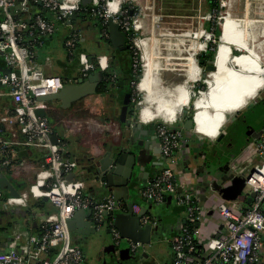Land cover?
<instances>
[{
	"label": "crops",
	"instance_id": "0c3cea01",
	"mask_svg": "<svg viewBox=\"0 0 264 264\" xmlns=\"http://www.w3.org/2000/svg\"><path fill=\"white\" fill-rule=\"evenodd\" d=\"M75 1L69 0L71 3ZM122 1L124 0H111L109 9L116 10ZM226 1L224 16L222 14L219 24L222 36L215 52L214 62L216 69L207 75L205 80L206 91L198 93L199 96L192 102L195 112V130H185L182 127L185 117L178 123L184 130L183 139L170 162H167L169 159L162 160L161 154L160 158H157L156 156L160 151L159 145L153 144V142L149 143V151L141 157L146 161L143 171L145 174L136 169L128 191H125L123 186L115 185L113 189L112 186L110 187L111 189L106 186L102 187L100 181H104V178H100L99 181L94 179L87 180L91 175L86 170L91 160L101 157L107 150L115 149L122 145L124 147L129 145L128 142L122 140L121 136H118L117 127L111 124L115 112L119 111L120 108L121 97L119 95L122 92V85L114 87V89L104 95L96 94L101 96L102 101L103 99L106 100L101 109L98 106L95 109H90L91 113H94L95 110V114L98 113L97 111H102V113L94 115L97 116L94 118L96 122L102 123L106 129H111L107 136H104L102 132H98L96 128L89 129L88 126H85L81 130L80 127L73 128L71 126L69 115H71L73 107L77 104L76 101L68 108L60 107L59 100L45 102L47 114L45 117L53 127V135H56L57 141L64 144V157L74 164L72 177H79L85 181L86 195L93 199H101L108 195L118 198L116 200L120 201L121 206L114 211L118 214L128 213L129 204L138 203L141 205V210L142 207L146 209L144 213H148L155 219L153 209L165 204V200L169 203H174L172 194L167 193L164 200L156 204L145 200L141 196V190L163 167H170L177 174L178 191H188L194 194L196 198L199 213L202 217L192 227L197 229V237L201 243L212 236L216 224L219 223L215 212L217 202L208 186L212 178L216 176L215 167L218 164H213V160H207L206 152L210 151L211 146L212 150L215 148L213 142L215 137L221 132L225 134V131H228L226 138H229V140L231 136L238 139L240 137H235L234 135L244 131V123L247 124L248 133L264 126L262 119L264 118V107L258 110L260 112L258 114L259 117L253 120L254 123L251 120H247L248 122L243 121L247 118V113L251 111L249 106L256 100L260 102V98L264 97L262 94L256 97L258 92L264 89V18L259 19L260 16L264 17V0H245L242 8L243 12L236 14V16L233 13V1ZM65 25L68 26L71 23L66 22ZM66 26H58V30L60 28L62 30L61 34L55 31L52 36L40 37L39 42L34 44L35 49L33 50L32 60L45 75L59 76L63 82L72 83L80 77V64L76 50H69L65 46ZM77 26L79 27V32H84L83 34L78 32L80 52H85L88 56L91 54L106 55L108 57L109 71L122 78L123 67L128 68L130 64L123 59L122 50L113 48L111 44L106 45L104 41L102 42L99 38L101 33L97 20L87 16L84 20L77 23ZM135 26L136 30L147 31V27L141 18L135 19ZM200 35H202V32H198L196 36ZM187 36L188 33L178 36L173 35L167 29L155 30L152 28L149 35L140 38L141 58L147 71V75L142 77L140 81V87L145 95L144 107L139 117L140 122L149 123L154 120L172 121L180 114L181 109L185 105L191 103L193 94L191 85L198 82L200 74V68L196 64L195 56L198 51L200 52L204 49L205 43L190 39ZM186 43L189 44V52L186 59L183 60L185 79L171 87L163 86L160 72L167 68L166 64L168 61L180 57L178 47ZM108 46L112 47L111 51L108 50ZM233 49L238 54L233 55ZM0 67H5L1 57ZM192 67H195L198 72L193 73ZM0 87L3 92L6 90L3 86ZM253 98L254 100L251 104L246 106L247 102ZM243 107L244 109L242 110ZM238 110L241 111L233 114L229 122L224 124L227 114ZM14 113L15 103L9 95L2 93L0 95V134L7 138H11L13 133L20 134L19 123L14 118ZM50 116L53 118L52 122L50 121ZM66 122L68 123L66 124ZM149 125L154 128L153 124L149 123ZM259 131L261 130L259 129L257 134ZM124 133L126 137L130 135L128 131ZM142 144L143 140L141 139L138 145L142 146ZM247 144V138L242 143L237 144L238 149L236 152L238 155L232 166H230L232 169L228 170L230 174L241 176L251 169V153L246 148ZM154 150H158V152H154ZM214 154L215 157H220V149H217ZM10 156L11 166L0 164V167H2L0 168V174L4 175L5 178L11 177L18 184V191L26 189L34 181L35 172L43 165L42 149L37 146L15 145ZM161 161H163L162 165L160 164ZM118 181V179H114V183ZM229 182L228 180L227 184ZM0 192L2 196L8 195L6 187L4 189L0 188ZM134 192L138 193V198L137 200H130V198H134ZM35 200L30 198L26 207H19V209L24 211V214L14 212L7 214L6 212L12 209H4L0 202V230L6 221H12V223H20L22 227H27L33 233H39L40 224L47 213L46 209L41 205L32 206ZM2 210L5 214L1 213ZM10 214H13V216L10 217ZM111 217L113 219V216ZM179 218L180 220L178 219L176 222L177 229L174 233L178 231L181 222L184 220L181 213H179ZM89 220L94 226L91 217ZM104 221L99 229L94 226V233L78 234L74 241L71 239V242L83 252L80 264H89L86 261L85 250L88 251L92 245L99 244L102 241L104 242L101 243V247L95 252L98 255V261L93 262V264H122V261L130 258V254L133 252L130 244L133 242L126 239L128 247L121 246V241L118 243L121 238L119 237L118 242H116L107 225V220ZM124 229H127V227ZM108 233H111V240L105 242ZM5 238L6 235L4 236L0 232L1 245L4 244ZM154 238L156 237L153 236V242ZM170 240L167 243L172 252L171 264H173L174 253ZM140 247L142 248L138 252L142 251L141 254L144 259L146 257L145 254L149 252V245L144 244ZM163 252L162 249L160 254Z\"/></svg>",
	"mask_w": 264,
	"mask_h": 264
},
{
	"label": "built area",
	"instance_id": "2783aa9c",
	"mask_svg": "<svg viewBox=\"0 0 264 264\" xmlns=\"http://www.w3.org/2000/svg\"><path fill=\"white\" fill-rule=\"evenodd\" d=\"M30 1L0 0V57L5 67L11 69L7 74L0 73V86L6 89L3 92L0 87V95L2 93L9 95L15 103L14 118L19 123L20 132V134L13 133L11 138L0 134V164L11 166L10 155L13 146L24 145L42 149L43 165L35 172L34 181L26 189L18 191L17 196H2L0 192V202L4 209H13L26 207L30 198L46 197L56 209L45 215L40 224L39 233L29 231L18 222L12 223L6 233L4 244H0V264H80L83 252L71 242L66 221L76 210L90 209L94 226L99 229L104 220H107L110 232L118 242L119 232L113 226L112 217L107 216L106 213L119 209L121 203L111 195L93 199L85 194L84 180L79 177L66 178L74 171V164L64 157V144L58 141L52 143L51 136L54 132L47 118L35 115V109L46 106L45 102L37 101L36 97L57 92L64 82L59 76L45 75L32 60L33 45L39 42L40 37L54 34L56 25L54 20L45 18L40 11H35L31 15ZM34 1L39 3L40 10L45 8L54 13L57 19L66 23L75 12L73 6L79 0L74 3H69L67 0ZM91 2L98 4L97 0ZM108 2L103 12L99 7L85 10L91 15L101 16L104 19L103 23H106L107 17L111 15L121 30L134 31L128 14L126 18L120 9L113 14L107 13ZM103 33L106 34L107 31ZM78 37L77 33H71L65 40V46L73 48ZM209 39L215 40L214 36ZM135 40L134 35V45ZM203 40L206 47L209 40L206 37ZM133 53H137L134 48ZM78 60L82 76H86L94 68L101 71L108 68L106 55H95L94 59L89 61L88 55L80 52ZM137 69V60L134 58L132 70L136 72ZM136 84L133 80L131 81L133 88ZM197 92L200 93L201 90ZM181 121L182 115L179 114L172 121L149 122L155 126V135L163 160L171 159L180 146L184 131L178 124ZM246 148L251 153L252 167L241 175L245 179L244 186L233 200L222 198L219 191L220 196L216 199L215 209L219 223L216 224L212 236L205 242L201 243L197 237V229L192 227L202 217L196 198L188 191H178L176 172L170 167H163L142 188L141 196L156 204L162 202L167 193H171L173 202L180 208V213L184 217L178 231L170 240L174 253L173 264H257L264 233L262 211L264 128L258 137L247 144ZM250 197L251 202L247 203ZM140 210V204L132 205V211L138 214L141 225L154 226L156 220L148 213L139 214ZM136 246L138 245L131 243V250L133 251Z\"/></svg>",
	"mask_w": 264,
	"mask_h": 264
},
{
	"label": "water",
	"instance_id": "95a60500",
	"mask_svg": "<svg viewBox=\"0 0 264 264\" xmlns=\"http://www.w3.org/2000/svg\"><path fill=\"white\" fill-rule=\"evenodd\" d=\"M91 1L92 0H79L73 6L75 12H73V14L71 15V19L67 21V23H71L72 20H74L80 15L79 13L80 4L86 5ZM62 7L64 6L62 5ZM16 8H19V6H16ZM41 11L44 13L47 12L45 8H42ZM106 26H107V37L109 38L111 46L113 48H118L119 50L125 49L128 46L126 44V36L121 31L119 24L116 21H114L111 15H109L106 19ZM221 36L222 34L220 32L219 39L221 38ZM215 52L213 54V57L208 61V64H206L204 68L199 67V62L197 60V57H195L196 64L200 68L199 78L200 79L202 78L204 83H206L205 80L207 79L208 73L216 69L214 62ZM202 53L204 54V52ZM235 54H238V52L233 53V55ZM94 57H95L94 54L89 55L88 56L89 61H92ZM10 71H11L10 68L0 67V73L2 74L5 73L7 74ZM138 78L139 80L142 78V73L138 75ZM102 80H103L102 71L94 70L85 77L82 76L78 77L76 81L72 83L64 82L63 86L57 92L48 95L37 96L36 100L41 102L59 100L60 107L68 108L74 101H77L80 98L85 97L87 95L95 94L96 89ZM193 87L194 85L192 84L191 85L192 92H194ZM253 100L254 98L249 100L246 106L250 105ZM128 101H129V93H125L123 104L120 111L119 121L124 127V129L130 131L132 134L136 133L138 130L139 133L138 138L141 137V139L143 140L142 147L141 146L138 147V145H135L133 141L127 147H124L122 145V146H118V148L115 149H109L101 157L91 160V162L86 168L87 172L91 175L90 178H87V180L94 179L96 181H99L100 178H104V181H100L101 183L100 185H102V187L106 186L108 189H111L110 188L111 186L113 189L116 185L120 187L123 186L125 191H128L132 181V176L136 171V169L142 172L143 174H145V172L143 171L146 166V161H144L141 157L143 154L146 155V153L149 151L148 150L149 143L153 142V144H158V142L155 139V136H150L147 130L142 128V123L140 122L138 115L137 118H135L134 120H132V118L128 116L127 114ZM142 103L143 101H140L138 104V108H139L138 114L143 105ZM236 112L237 111L227 114L225 123L228 122L230 117ZM180 114H182V116H185V120L182 124V127L185 130H195V120H194L195 112L189 113L188 106L185 105L181 109ZM35 115L38 117H45L47 115L45 108L41 107L35 109ZM260 133L261 131H259L257 136L255 137H258ZM223 136L224 133L221 132L217 137H215V139L218 141ZM51 141L52 143L57 142L56 135L51 136ZM154 152L156 151L154 150ZM156 157L159 158V155H157ZM167 162H170V159ZM160 164L162 165L163 161H161ZM138 175L139 177L141 176L140 173ZM72 176L73 173L71 172L66 176V178L71 179ZM114 179L116 180L118 179L119 181L114 183ZM227 180L230 181L229 184L221 188L220 193L222 198L226 200H233L241 192L245 183V179L242 176H235L230 174ZM5 187L8 189L9 196L18 195V188H19L18 184L11 177L5 178L4 175L0 174V188L4 189ZM42 199L48 201V198L46 197H43ZM115 199L118 198L115 197ZM251 199H252L251 197L248 198L247 203H250ZM145 211L146 209L142 207V210H140L139 214H143ZM11 212L24 214V211L19 209V207L14 208L12 210H8L6 213L8 214ZM90 215H91L90 209L76 210L73 213V215L66 221V226L70 232V235L73 234L77 236L78 234L94 233L95 228L92 225V222L89 220ZM106 215L113 216V222H112L113 226L116 227V229L119 231V235L121 239L122 238L127 239L140 246L144 244H148V245L151 244L156 228L151 224L141 225L138 221V214H135L132 211V204H129L128 213L118 214L112 211L106 213ZM126 227L127 229H124Z\"/></svg>",
	"mask_w": 264,
	"mask_h": 264
},
{
	"label": "rangeland",
	"instance_id": "374dc122",
	"mask_svg": "<svg viewBox=\"0 0 264 264\" xmlns=\"http://www.w3.org/2000/svg\"><path fill=\"white\" fill-rule=\"evenodd\" d=\"M124 1L127 2L130 8H133L135 12L134 14L130 16L129 21L131 22V26L134 29L136 38H141V37H145L149 35L152 28H154L155 30L167 29L173 35H178V36L188 33V36H187L188 38L197 40L202 43L204 42L203 38L206 37V35L212 36L211 33L205 31V27H204V22L208 19V16H209L207 0H139V2H137V0H124ZM224 1L226 0H218L219 8L217 10H213V13H211V18H214V15H216V19L214 22V24L216 25L221 22L220 13L224 10V6L222 5ZM232 1H233L232 5H233L234 15L236 16V14L243 12L242 8L244 7L245 0H232ZM105 5H106V2L104 1L103 4L98 6L101 12L104 11L106 7ZM120 12H122L121 9H120ZM122 14L123 16H126L127 18V14H128L127 11H123ZM136 18H141L144 21V24L147 27L146 32L142 30H136L134 28L133 23ZM54 23L57 27L56 32H58V34H61L62 32L61 28L58 30L59 28L58 26H60L58 24V20L54 19ZM198 32H202L203 36L202 35L196 36ZM76 33L78 34V32ZM79 33L83 34L84 32L80 31ZM210 42L212 44V48L216 49L219 41L215 39L212 41L210 40ZM132 45H133L134 51L136 50L137 53L135 54L132 51V55H131L132 57L130 60L133 61L134 58L137 60V66L139 67L140 72L142 73L141 53L134 44ZM178 49L180 52V55H179L180 57L175 58L171 61H168L166 64L167 68H165L164 70L160 72V78L163 81V86L171 87L177 83H181L185 79V73H184L185 66L183 64V60L186 59L187 53L189 52V44L186 43L183 46H179ZM203 50H201L200 52H202ZM200 52L198 51L197 54H199ZM195 57H197V55ZM138 80L134 82L138 83ZM198 82L204 83L202 78L201 79L199 78ZM204 84H205L204 87L201 86L199 88L201 91H205L207 89L206 83ZM134 88H135V91L138 92V94L140 95L139 99L141 101H144V94L137 88V84L134 85ZM261 94L264 95V89L261 90L256 97L260 96ZM198 96L199 94L197 91L193 92L191 96V103L188 105L189 113L194 112V107H193L192 102ZM105 100L106 99H103L102 101L100 95L90 94L76 101L77 104L75 105V107H73L74 109L71 111V115H69L70 116L69 121H70L71 126L73 128L80 127L81 130L85 126H88L89 129L96 128L98 132H102L104 136H107L110 133L111 129L109 128L110 130L109 131L108 129L103 127L102 123L95 121V118L97 116H94V115L96 114L98 115L102 113V111H97L98 113L96 114H95V110H94V113L90 112V109H95L96 106H98V108L101 109V106L103 107V103L105 102ZM243 109L244 108H242V110ZM184 117L185 116H182V119ZM50 121L51 122L53 121L52 116H50ZM68 122H66V124ZM150 124H153V123H150ZM148 127H151V125ZM154 130H155V126H154ZM134 195H135L134 198H130V200H137L138 193L134 192ZM110 234L111 233H108L106 235L105 242L111 240ZM102 242H100L99 244L96 243L92 245V247L88 249V251L85 250L86 261L89 264H93V262L98 261V255L95 254V252H97V250L101 247ZM127 244H128V241L126 239L121 240V244H120L121 246L126 248L128 247ZM155 246L157 248V251L159 252H161V250L164 248H168V245L165 241H160ZM125 264H128V263H125Z\"/></svg>",
	"mask_w": 264,
	"mask_h": 264
},
{
	"label": "flooded vegetation",
	"instance_id": "af4514ba",
	"mask_svg": "<svg viewBox=\"0 0 264 264\" xmlns=\"http://www.w3.org/2000/svg\"><path fill=\"white\" fill-rule=\"evenodd\" d=\"M122 11H124V10H122ZM132 14H133L132 9H129L128 15L131 16ZM121 31L126 36V44L128 45L125 49L122 50V53L130 51L131 55H132V51H133V45L132 44H133V37L135 35V32H132V31L126 32L123 30H121ZM102 34H104V33L102 32ZM106 34H104V36ZM208 45H210V46H208ZM207 48L212 49L211 44H208V43L206 44L205 49L202 51V52H204V54L202 52L197 54V60L199 62V66L200 67L202 66L201 68H204L206 66V64H208V61L210 60L209 53H207L208 52ZM111 49H112V47L108 46V50L111 51ZM131 55H130V58L132 57ZM108 69H109V63H108V68L106 70H108ZM92 71H94V70H91L90 72H92ZM90 72H88V74ZM80 76H82V75L80 74ZM82 77H85V76H82ZM201 83L202 82H198V83L194 84V87H193L194 92L199 90ZM130 87L132 88L131 84H130ZM125 93H129V101L127 104V114H128V116H130L132 118V120H134L135 118H137V115H138V110H139L138 104L141 101L139 99L140 95L138 94V92L135 91L134 88H132L130 92L128 91ZM263 98L264 97L260 98L261 99L260 102H258L259 100H256V101H254V103L252 105L249 106L251 111H249L247 113V118H245L243 120L244 122H246L247 120H251L252 123H254L253 120H256L259 117L258 114L260 112L258 110L260 108L264 107V100H262ZM123 100H124V97L123 98L121 97L119 111L115 112L114 118L111 120V124H114L117 127L118 136H121L122 140H125L126 142H128V144H130L134 141L135 145H138V143L141 140V137L138 138V135H139L138 130L136 133L132 134L130 131L125 130L119 121V116H120V111H121V107L123 104ZM262 119L264 121V118H262ZM244 124H245L244 125V131L242 133L238 132V133H235V135L233 134L235 137H240V138L236 139V138L231 136L230 140H229V138H226L228 131H225L226 135L224 134V136L220 140L217 141L215 139V141L213 142V144H215V148L212 150V146H211L210 151L206 152L207 153V157L205 156L206 159L209 161L213 160V164H215V163L218 164L215 167V172H216L215 175L216 176H214L212 178V180L210 181V183L208 185L209 189L212 192V195L214 196L215 199L219 198V196H220L219 191L221 190V188L225 187L228 183L227 179H228V176L230 175V171L228 172V170L230 169L231 164L233 163V161L236 159V157L238 155V153L236 152L238 149L237 144L242 143L245 138H247V142L249 143L250 141H252L255 138V135H257V131L259 129L263 130V128H264V126H263L261 128H258L256 130L248 133V129L246 126L247 124L246 123H244ZM263 125H264V123H263ZM148 126H150V125L142 123V128L146 129L150 136H155V139L157 141L154 128L152 126L151 127H148ZM125 131L130 132L131 136L129 135L128 137H126L125 133H124ZM138 147H140V146L138 145ZM154 148L156 149V147H154ZM217 149H220V152H221L220 157L214 156L215 155L214 153H216ZM155 151L158 152V150H155ZM158 155L160 158V151H159ZM164 203L165 204H162L160 207H156L154 209L153 216L155 217V220H156V224L154 225V227L156 229H155V234L153 236L156 238H154V242L152 241L151 244L149 245V252H147L145 254L146 257L143 259L142 254H141L142 251L138 252V250H140V246L139 247L137 246L133 250V252L130 254V258L125 260V261H122V264H125L127 262L129 264H171L172 252L170 249H168L169 245L167 242H169L173 233L177 229L176 222L178 219L180 220V218H179L180 212H179L176 204H174L172 202L169 203L166 200L164 201ZM262 211L264 214V203H263ZM75 237H76L75 235L71 234V239L73 241H74ZM120 241H121V239L119 240L118 243H120ZM160 241H165L168 245V248L163 249L164 252L162 254H160V252L157 251V248L155 246ZM262 241H263V244H262L261 249L258 252L257 264H264V233L262 235Z\"/></svg>",
	"mask_w": 264,
	"mask_h": 264
},
{
	"label": "trees",
	"instance_id": "16d2710c",
	"mask_svg": "<svg viewBox=\"0 0 264 264\" xmlns=\"http://www.w3.org/2000/svg\"><path fill=\"white\" fill-rule=\"evenodd\" d=\"M98 1V4H94V2H90L86 5H81L80 6V10H79V13L80 15L75 18L74 20L71 21V25H68L66 26L65 25V22H63L62 20L60 19H57V17L55 16L54 13L50 12V11H47L46 13L42 12L39 7H38V4L36 1L34 0H31L29 2V6H30V12H31V15L35 12V11H40V13L47 19L49 20H54V19H57L58 20V23L60 26H66L67 27V34H66V37L65 39L71 34V33H76V32H79V27H77V23H79L80 21L84 20V18H86L87 16L89 18H94L97 20V24L100 25L99 26V31L101 33V36H99V38L105 42L106 45H110V41H109V38L104 34H102V32L104 31H107V26H106V23H103L104 19L101 17V16H98V15H91L90 13H88L85 9H89L91 7H95L97 8L98 6H100L101 4L105 2H108L109 0H97ZM110 3H111V0L108 2L107 6L108 8L110 7ZM207 3H208V12H209V16H208V19L204 22V27H205V31L206 32H209L211 33L212 36H214V38L218 41H220L219 39V33H220V30H219V24H214L215 22V19H216V15H214V18H211V13H213V10H217L219 8V3H218V0H207ZM224 3L225 1L222 3V5L224 6ZM120 9L121 10H124V11H127V13L129 14V9H132L133 11V14L135 13L133 8H130V6L128 5L127 2H123L120 4ZM224 11V10H223ZM223 11L220 13V19L222 17V14H223ZM28 18V17H26ZM135 25V24H134ZM136 27V26H135ZM130 31L134 32L132 29H130ZM53 35V34H52ZM50 35V36H52ZM212 36H208L206 35V38H208V42L207 43H210V39ZM65 42V41H64ZM80 38L78 37V40L75 44V46L73 48H69V47H66L67 49L71 50V49H75L77 54H79L80 52V48H79V45H80ZM211 47H212V44H211ZM34 45H33V50H34ZM215 52V49L212 48V49H208V52L209 53V57L210 59L213 57V54ZM233 53H235L236 51L233 50L232 51ZM131 55V52L130 51H127V52H123L122 55H123V59L124 60H127L129 62V67L128 68H125L123 67V70H122V78L118 75H115L113 72L106 70V71H102V74H103V80L99 83L97 89H96V93L95 94H100V95H104L108 92H110V90L114 89V87H119L120 85H122V92L120 93L119 97H124V94L125 92H130L131 88L130 87V84H131V81H137L139 78H138V75L141 73L140 72V69L138 67L137 71L134 72L132 70V61L130 60V55ZM93 70H99L98 68H94ZM201 86L204 87L205 84L204 83H201ZM200 86V87H201ZM63 142V141H62ZM2 168V167H0ZM41 205L43 208L46 209V213H50V212H53L55 211V206H53L49 201H45L43 200L42 198H38L34 201L33 205L32 206H39ZM179 212H180V208L178 209ZM1 213L5 214V212L2 210ZM13 216V214H10V217ZM9 217V216H8ZM109 218V217H108ZM12 225V221H7L4 223V225H2L3 227H1V234H4V236L6 235L8 229L11 227ZM26 229H28L27 227H24ZM175 234V233H174Z\"/></svg>",
	"mask_w": 264,
	"mask_h": 264
},
{
	"label": "bare ground",
	"instance_id": "6f19581e",
	"mask_svg": "<svg viewBox=\"0 0 264 264\" xmlns=\"http://www.w3.org/2000/svg\"><path fill=\"white\" fill-rule=\"evenodd\" d=\"M68 2H69V0H67ZM226 2L227 1H225V3H224V10H225V8H226ZM69 3H71V2H69ZM74 3V2H73ZM119 9H120V6L116 9V10H110L109 8H108V6H107V13L108 14H113V13H116V12H118L119 11ZM224 12L225 11H223V16H224ZM262 18H264L263 16H260L259 17V19H262ZM135 21H134V23H133V26H134V28H135ZM220 24V23H219ZM136 29V28H135ZM139 40H140V38H136V40H135V45L137 46V48L139 49V51H140V45H139ZM141 61H142V77H144V76H146L147 75V71H146V66H145V63H144V61H143V59L141 58ZM191 70L193 71V73H195V72H198V70H196V68L195 67H192L191 68ZM209 78V77H208ZM142 79V78H141ZM141 79L139 80V82L137 83V88L141 91V92H143V94H144V91H142V89H141V87H140V81H141ZM210 79V78H209ZM145 96V95H144ZM144 107V101H143V105H142V107H141V109H140V112H141V110H142V108ZM140 112H139V117H140Z\"/></svg>",
	"mask_w": 264,
	"mask_h": 264
}]
</instances>
